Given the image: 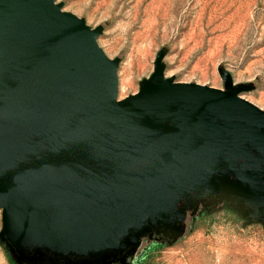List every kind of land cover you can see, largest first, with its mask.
I'll return each mask as SVG.
<instances>
[{
  "label": "water",
  "instance_id": "obj_1",
  "mask_svg": "<svg viewBox=\"0 0 264 264\" xmlns=\"http://www.w3.org/2000/svg\"><path fill=\"white\" fill-rule=\"evenodd\" d=\"M101 28L55 0H0L1 236L19 264L125 260L173 233L184 202H249L264 217V109L225 88L163 76L118 98ZM57 257L34 258L26 250ZM59 258V259H58Z\"/></svg>",
  "mask_w": 264,
  "mask_h": 264
},
{
  "label": "rangeland",
  "instance_id": "obj_2",
  "mask_svg": "<svg viewBox=\"0 0 264 264\" xmlns=\"http://www.w3.org/2000/svg\"><path fill=\"white\" fill-rule=\"evenodd\" d=\"M55 1L90 28H101L98 45L119 58L118 98L136 92L159 60L163 76L179 82L224 89L227 74L234 85H244L240 96L264 109V0ZM224 197L196 198L190 208L191 201L184 202L173 233L142 235L123 263H113L139 264L143 257L141 264H264V217L249 202ZM1 231L0 210V264H12ZM162 236L167 242L158 247ZM25 253L52 262L57 257L45 250ZM62 259L89 264L97 258Z\"/></svg>",
  "mask_w": 264,
  "mask_h": 264
},
{
  "label": "trees",
  "instance_id": "obj_3",
  "mask_svg": "<svg viewBox=\"0 0 264 264\" xmlns=\"http://www.w3.org/2000/svg\"><path fill=\"white\" fill-rule=\"evenodd\" d=\"M165 238H167V237H159V238H157L158 239V241L156 242V246H161V245H163L165 242H167V239H165ZM8 251V250H7ZM8 254H9V257H10V261H11V263L12 264H16L15 263V261L13 260V258L11 257V255H10V253H9V251H8ZM143 260V257L140 259V261L138 262L139 264H141V261ZM111 264H114V263H111Z\"/></svg>",
  "mask_w": 264,
  "mask_h": 264
}]
</instances>
